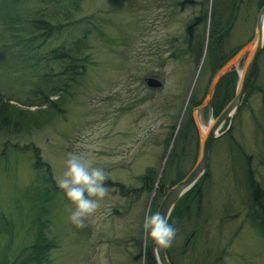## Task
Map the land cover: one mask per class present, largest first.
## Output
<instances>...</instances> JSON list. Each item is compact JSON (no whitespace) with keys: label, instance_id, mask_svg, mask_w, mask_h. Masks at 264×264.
<instances>
[{"label":"rangeland","instance_id":"obj_1","mask_svg":"<svg viewBox=\"0 0 264 264\" xmlns=\"http://www.w3.org/2000/svg\"><path fill=\"white\" fill-rule=\"evenodd\" d=\"M238 2L225 51L242 46L219 69L236 76L259 9L256 0ZM213 3L21 0L16 9L22 17L42 15L52 25L69 23L47 38L38 35L29 41L24 38L39 31L19 20L17 31L9 32L11 21L0 16L1 97L26 112L37 108L51 112L40 126L0 132V214L11 224L8 234L0 220V256L7 254L10 262L31 242L34 213L40 211V202H33L41 196L39 180L48 176L47 198L41 204L46 210L41 218L47 221L45 234L53 243L47 264H101L102 258L107 264H145L144 247L151 239L144 233L143 219L156 211L161 199L154 197L160 176L167 189L191 167L197 152L194 135L200 138L214 117L204 107L211 77L204 65L207 21L196 26L203 37L197 63L185 44L186 26L201 10L210 12ZM1 5L0 1L3 12ZM84 33V44L74 48L78 73L62 74L67 62L49 51L69 48ZM148 76L161 85L148 88L144 82ZM37 85L56 106L35 105L42 99L35 92ZM189 96L202 97L204 103L189 110ZM187 111L194 128L187 130L185 140L184 128L177 135ZM225 126L226 122L219 131ZM73 152L102 167L107 181L130 190L124 194L121 185L105 183L108 196L85 220L84 228L70 222L75 206L56 184L68 153ZM247 166L264 190V45L256 58L255 76L227 131L210 143L200 211L176 228V239L167 249L172 264H264V237L244 219L246 204H253L255 197L254 190L249 194L244 188L250 179ZM146 168L156 175L149 191L137 178Z\"/></svg>","mask_w":264,"mask_h":264},{"label":"trees","instance_id":"obj_2","mask_svg":"<svg viewBox=\"0 0 264 264\" xmlns=\"http://www.w3.org/2000/svg\"><path fill=\"white\" fill-rule=\"evenodd\" d=\"M2 2V10L3 12H0V16L3 18V16H6L11 21L10 27L8 28V31L11 32L12 30L17 31L16 25H18L19 20H24L28 27H30L31 31H39L37 33H32L28 37L24 38L25 41L33 40L38 35L42 36L43 39L47 38L53 30L57 29L61 26H66V24H60L57 23L56 25H52L47 19H45L42 15H35L32 17H22L20 14H18V10L16 9V6L18 2L21 0H0ZM192 2V0H187ZM239 0H214L213 6L210 9V12H207V9L201 10L199 14L192 18L190 23L186 26L185 29V44H186V50L190 53V56L193 58L194 62L197 63L202 50V44H203V37L201 30L197 31L196 26L201 25L204 26L206 24V21L208 23L207 27V38H206V50H205V57H204V65L208 68L210 71V75L217 70L223 63H225L227 60H229L233 54L242 46L238 45L234 48H231L228 52L225 51V41L228 36L229 28L232 24L234 15L237 11L238 2ZM264 2V0H256V4L258 7L261 6V4ZM81 19L77 20L76 22H80ZM19 28V27H18ZM86 34L84 33L81 38H78L72 42V44L69 46V48H53L49 51V53L56 59H60L65 61L66 67L61 71L62 74L65 73L66 70L70 71L72 75L77 74V66L74 61L76 60L77 53H74V48L76 49L77 44H84ZM26 46L28 44H25ZM255 76V64L253 67L252 75L250 77L249 83L247 85V88H249L252 79ZM73 79V78H71ZM236 73L234 71H229L223 74L221 79L219 80V83L215 86L212 98L209 99L207 104L205 105V110L211 111L212 115H216L220 109L224 106L226 100L228 98H231L235 83H236ZM37 85V89L35 88V92H38L41 94L42 99L35 103V105L42 106L43 104H46V108L52 109L54 106H56V101L48 99L49 93L43 92L42 89ZM58 88V87H56ZM246 88V90H247ZM202 98V97H201ZM196 99L192 98L191 96L188 97V105L189 110L197 106L202 99ZM9 99H4L1 97L0 94V132L4 131L6 133L10 132H20L21 129H29V126L32 125H38L40 126L43 122L41 121L45 117H49L50 113L49 111H43L40 109L32 110L31 112H26L20 108L15 107L13 104H10ZM44 109V108H43ZM43 119V120H44ZM192 117L190 115V112L187 111V117L185 120H183L181 130H179V134L181 133L182 129H185V135L184 138L186 140L187 138V130L190 128H194ZM194 140L197 147V137L196 134L194 135ZM34 167H39V165L34 164ZM184 174L177 175L174 180H172L169 185L173 184L175 181L179 180ZM155 173L151 168H146L144 173L138 176V180L141 182V187L149 191L151 190L152 185L154 184V178ZM48 176L43 177L42 181H40V198L39 200L33 198L34 205L36 203H39L38 209L40 211H36L34 213L33 218V237L29 244L24 245L21 249L19 254L16 257H13V259L8 262V255L2 254L0 256V264H47V253L48 250L53 246L52 241L48 239V237L45 234V227H46V219H42L44 217L45 209H41V204L46 201L47 198V191L48 188L45 185V183L48 182L47 179ZM162 176H160L159 182L157 183V187L154 189V197L155 198H161L164 192L166 191V187L164 184H162ZM205 175L202 176L187 192H185L174 204L170 216H169V223L172 224L175 228H177L181 221L183 219L189 218L192 214L194 216H197V214L200 211V185L204 181ZM251 180H248L247 182H250ZM108 185H114L120 186L121 184L113 183L110 181L105 182ZM121 192L129 193L130 190L122 188V185L119 187ZM122 188V189H121ZM264 194V191L262 192ZM264 199V196H263ZM32 200V201H33ZM156 202L153 203V208L155 207ZM260 204L255 203L253 201V209L254 206H257V209L260 208ZM264 213V206L262 207ZM43 210V211H42ZM256 210V209H255ZM0 220L1 223L5 225L4 229L8 231V234H11V227L10 223L5 219V215L2 213L0 214ZM7 223H6V222ZM253 224L257 227L259 232L264 237V218L262 217L261 221H255L253 219ZM140 245V243H139ZM166 254L169 258L167 249L165 250ZM143 257L145 259V264H148L149 262L153 261V255L151 251V243H148L144 247V253ZM171 262V260H170ZM172 264V262H171Z\"/></svg>","mask_w":264,"mask_h":264},{"label":"water","instance_id":"obj_3","mask_svg":"<svg viewBox=\"0 0 264 264\" xmlns=\"http://www.w3.org/2000/svg\"><path fill=\"white\" fill-rule=\"evenodd\" d=\"M263 15L264 2L261 4L255 15L253 32L249 39V42L244 48V52L247 53L242 64V68L237 74V79L232 97L217 113V115H215V117H213V119L208 122L204 134L200 138H198L196 158L192 166L179 180L175 181L167 188V190L162 195L155 212H160L162 215L169 214L176 201L185 192H187L202 176H204L207 169L210 143L213 139L222 134L230 125L231 119L239 108L243 96L245 94V90L251 77L256 58L264 45V31L262 26ZM238 50L236 52H238ZM219 69L216 71L215 75L210 79L206 94L208 99L212 94L213 87L217 78L222 74L220 73ZM144 82L148 88L153 89L158 88L161 85L160 80L152 76L146 77ZM203 103L204 100H202L200 104L202 105ZM199 107L200 106L198 105L197 107H195V109H199ZM224 122H227L226 128L223 131H219ZM153 248L154 242L151 240V251L153 255L154 264H171L165 250H160L158 255H155L153 252ZM148 264H152V262H149Z\"/></svg>","mask_w":264,"mask_h":264},{"label":"clouds","instance_id":"obj_4","mask_svg":"<svg viewBox=\"0 0 264 264\" xmlns=\"http://www.w3.org/2000/svg\"><path fill=\"white\" fill-rule=\"evenodd\" d=\"M107 180L108 174L102 167L95 166L92 159L83 154L68 153L56 184L75 206L69 220L77 228L86 227L85 220L98 211L101 201L108 196ZM169 216L170 213L150 212L143 219L142 227L146 237L154 242L155 255L170 248L176 239L177 229L169 223ZM101 264H107V260L102 258Z\"/></svg>","mask_w":264,"mask_h":264},{"label":"flooded vegetation","instance_id":"obj_5","mask_svg":"<svg viewBox=\"0 0 264 264\" xmlns=\"http://www.w3.org/2000/svg\"><path fill=\"white\" fill-rule=\"evenodd\" d=\"M222 66V65H221ZM220 66V67H221ZM219 67V68H220ZM218 68V69H219ZM216 71L217 70H215L212 74H211V77H210V79L215 75V73H216ZM230 70H228V71H225V72H223L218 78H217V80H216V82H215V84H214V87H213V91H214V88H215V86L219 83V80L221 79V77L223 76V74H225L226 72H229ZM213 91H212V94H211V96H210V98H212V95H213ZM226 126H227V124H226ZM226 126H225V128H226ZM222 127V126H221ZM224 128V129H225ZM221 129V128H220ZM228 129V128H227ZM227 129L223 132V133H225L226 131H227ZM223 131V130H222ZM197 140H198V138H197ZM240 148V147H239ZM191 165V164H190ZM192 166V165H191ZM181 167H183V165L181 166ZM190 167V166H189ZM247 168H248V171H247V175H248V177L250 178L249 180H251L250 182H246V186H244V188H245V190H246V192H248L249 191V194H250V191H252V190H254V192H255V197L253 198V196H252V193H251V196H252V200L253 201H255V203H258V204H260L259 206H260V208H258L257 209V206H254V209H253V204H251L250 206H248V204H246V210H245V213H244V219H245V221H247L248 223H251L252 221H253V219L255 220V221H258V222H260L261 221V219H262V217L264 218V213L262 214V212H263V206H264V199H263V196H264V194L262 193L264 190H262L258 185H257V183L256 182H254V179L252 178L253 177V174H252V171H251V169L247 166ZM187 171V170H186ZM185 171V172H186ZM256 209V210H255Z\"/></svg>","mask_w":264,"mask_h":264},{"label":"bare ground","instance_id":"obj_6","mask_svg":"<svg viewBox=\"0 0 264 264\" xmlns=\"http://www.w3.org/2000/svg\"><path fill=\"white\" fill-rule=\"evenodd\" d=\"M262 26H263V31H264V15H263V22H262ZM206 130V127L203 128V131Z\"/></svg>","mask_w":264,"mask_h":264}]
</instances>
